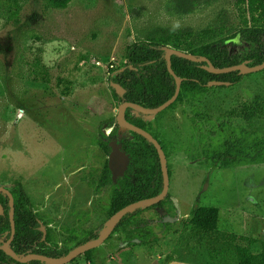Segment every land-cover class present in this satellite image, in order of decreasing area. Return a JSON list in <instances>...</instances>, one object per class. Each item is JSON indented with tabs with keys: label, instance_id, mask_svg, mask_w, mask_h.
<instances>
[{
	"label": "rangeland",
	"instance_id": "rangeland-1",
	"mask_svg": "<svg viewBox=\"0 0 264 264\" xmlns=\"http://www.w3.org/2000/svg\"><path fill=\"white\" fill-rule=\"evenodd\" d=\"M235 1L72 0L55 10L48 0H0V187L11 192L21 183L49 240L47 257L98 236L112 216L115 187L100 186L109 155L97 145L100 124L116 118L119 107L109 69L125 64L136 41L177 33L199 46L208 30L233 37L241 28ZM252 48L245 44L237 56L245 59ZM209 88L199 101L145 118L165 148L170 200L125 223L90 258L69 264H209L198 238L180 241L196 206L218 209L221 233L264 241V165L213 168L205 155L219 117L264 134L263 116L242 115L264 102V70L232 88ZM112 130L104 128L107 136ZM5 197L0 193V204ZM167 223L179 233L165 232ZM146 235L147 243L135 239ZM248 248L259 252L256 244ZM224 263L235 264L230 257Z\"/></svg>",
	"mask_w": 264,
	"mask_h": 264
},
{
	"label": "trees",
	"instance_id": "trees-1",
	"mask_svg": "<svg viewBox=\"0 0 264 264\" xmlns=\"http://www.w3.org/2000/svg\"><path fill=\"white\" fill-rule=\"evenodd\" d=\"M72 0H48V5L55 10L66 9ZM235 9L241 23V28L231 38H220L213 30L204 31L198 37L200 45L194 46L183 40L177 33L163 35L145 41L131 43L125 51V64L117 69H109V84L114 100L119 106L128 102L140 105L147 109H156L168 101L174 94L176 84L173 77L168 73L164 60V47L170 46L175 50L189 53L197 57L207 58L215 68L226 69L249 61L248 66L254 67L264 63V0H236ZM17 16V12L14 14ZM245 44L253 46L248 57L240 59L237 56L238 49ZM39 61H36L37 67ZM205 64L191 63L187 60L171 57V68L175 75L182 79L180 94L176 102L167 110H172L178 103L185 100H200V97L209 91L211 82L229 83V88L241 83L243 76L237 72L214 75L202 69ZM125 68L124 71L122 69ZM111 84L119 85L123 90V96H119ZM226 89L228 87H218ZM126 120L131 124L150 133L161 145H164L155 136L152 125L145 121L144 116L133 115L131 109L126 110ZM244 119L256 118L259 115L264 118V102L255 103L253 108L246 107L242 114ZM215 127L216 135L212 138L208 151L205 152L208 163L213 168H239L247 166L264 165V134L250 132L243 127H236L229 119L218 118ZM203 122V121H202ZM201 123V122H200ZM209 128H212V122ZM104 128H112V134L107 136ZM134 140H129L119 134L116 118L111 117L99 126L97 145L107 155L111 152L110 143L115 141L121 150L129 156V164L124 175L113 183L108 163L100 180V186L113 185L109 213L115 214L122 208L137 201L157 196L163 188V179L159 159L155 148L139 135L132 134ZM166 154V153H165ZM167 157V156H166ZM170 175V172H169ZM117 186V187H116ZM14 201L15 238L11 249L19 256L29 254L49 255L47 241H43L40 232V222L33 211L32 203L28 198L20 182L15 181L11 190ZM166 199L152 208H160ZM4 213L0 215V239L6 242L10 237L9 200L1 202ZM151 208V209H152ZM143 210H137L133 214L125 216L119 223L114 233L123 225L135 219ZM219 211L216 208L195 207L192 209L185 229L181 232L180 241L184 238L196 237L201 243V250L205 251L209 264H222L230 258L235 264H264V241L223 234L218 229ZM174 223L164 225L165 232L178 234L174 229ZM6 234V235H5ZM3 235H5L3 237ZM146 236L135 237L142 243H147ZM97 238L92 233L77 245L84 244ZM132 245L134 242L129 241ZM256 244L259 252L253 254L248 246ZM76 245V246H77ZM247 245V246H245ZM71 250L62 249L56 251L54 258L66 256ZM94 250L85 254L90 258ZM171 260V259H170ZM0 264H19L0 251ZM28 264H43L33 261Z\"/></svg>",
	"mask_w": 264,
	"mask_h": 264
},
{
	"label": "water",
	"instance_id": "water-1",
	"mask_svg": "<svg viewBox=\"0 0 264 264\" xmlns=\"http://www.w3.org/2000/svg\"><path fill=\"white\" fill-rule=\"evenodd\" d=\"M162 50L165 53L164 60L166 62L168 73L173 77L175 84H176V88H175V92L173 96L168 101H166L164 104H162L160 107L156 109H147L137 104L125 102L119 105L117 115H116V124L120 129L127 131L130 134H136V135L141 136L147 141L149 145L155 148L157 155H158L162 179H163V188H162L161 193L155 197L143 199L135 203H132L122 208L115 214H113L110 217V219L104 224L103 229L99 232L96 239H93L89 242H86L74 248L64 257L50 258L44 255H37V254L19 256L12 251L11 245L15 238L14 201H13V197L10 194V192L4 189L3 187H0V193H4L8 196L9 206H10V212H9V221H10V228H11L10 237L6 242H4L0 246V251H2L6 256L10 257L15 262L20 263V264H28L33 261H38L43 264H69L74 259L82 255H85L87 252L95 250L99 248L100 246H102L113 235L115 229L117 228V226L119 225V223L122 221V219L125 216L129 214H133L137 210H145L150 207L156 206L160 202L166 199L167 195L169 194V187H170V175H169L168 161H167L166 154L163 151L160 143L150 133L128 122L126 120L125 113L127 109H131L133 111V115L137 117L144 116L147 118H154L160 113L166 111L169 107H171L176 102L180 94L181 83L183 80L178 78L173 72L171 68V57L175 56V57L187 60L191 63L205 64L204 66H202V69L214 75H224V74L237 72L240 76H244V75L257 73V72L264 70V63L258 66L249 67L248 62L235 66V67H231V68L217 69L213 66V64L207 58L197 57L189 53L175 50L169 47H164ZM124 70L125 68L122 69V71ZM111 86L115 89L116 93L119 96H123L124 90L119 85L111 84ZM220 86L229 87L230 84L225 83V82H211L208 85V87H220ZM110 147H111V152L108 156V168L111 173V179L113 183H115L118 178L124 175L127 169V166H128L126 164V160L129 159V156L126 152L121 150L120 146L115 141L110 143ZM0 215H3V207L1 204H0ZM40 230L43 233V240H44L45 231L42 225L40 227Z\"/></svg>",
	"mask_w": 264,
	"mask_h": 264
},
{
	"label": "flooded vegetation",
	"instance_id": "flooded-vegetation-1",
	"mask_svg": "<svg viewBox=\"0 0 264 264\" xmlns=\"http://www.w3.org/2000/svg\"><path fill=\"white\" fill-rule=\"evenodd\" d=\"M11 194V193H10ZM6 198V200H7V198L8 197H5ZM8 200H9V198H8ZM2 205V204H1ZM3 207V206H2ZM10 207V206H9ZM3 213H4V208H3ZM40 227H41V225H40ZM39 230H40V228H39ZM40 232H41V230H40ZM42 233V232H41ZM42 235H43V233H42ZM42 240H43V238H42ZM43 241H45V239L43 240Z\"/></svg>",
	"mask_w": 264,
	"mask_h": 264
}]
</instances>
